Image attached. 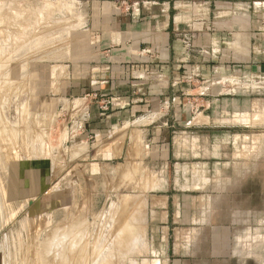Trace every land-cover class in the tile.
I'll list each match as a JSON object with an SVG mask.
<instances>
[{
    "label": "rangeland",
    "instance_id": "rangeland-1",
    "mask_svg": "<svg viewBox=\"0 0 264 264\" xmlns=\"http://www.w3.org/2000/svg\"><path fill=\"white\" fill-rule=\"evenodd\" d=\"M83 7L78 0H0V264H178V257L180 264H264V78L232 79L233 96H245L212 118L217 131L232 126L233 156L226 161L218 152L204 168L178 166L174 194L192 182V225L170 227L167 236L150 224L157 199L145 187L160 177L146 179L122 162L100 170L96 149L71 142L73 116L86 101L73 95L79 84L64 69L82 62L93 38L76 16ZM128 219L135 223L127 233L135 234L120 245ZM183 228L198 234L194 242L176 241ZM62 239L77 248H58Z\"/></svg>",
    "mask_w": 264,
    "mask_h": 264
},
{
    "label": "crops",
    "instance_id": "crops-1",
    "mask_svg": "<svg viewBox=\"0 0 264 264\" xmlns=\"http://www.w3.org/2000/svg\"><path fill=\"white\" fill-rule=\"evenodd\" d=\"M78 1L84 10L76 16L93 38L82 62L64 69L79 84L73 95L86 101L73 116L71 142L96 149L100 170L122 162L146 179L160 177L145 184L157 199L150 224L168 236L170 227L192 225V182L174 194L181 162L187 171L216 161L218 152L226 161L233 156L232 126L217 131L212 118L245 96H233L232 79L264 78V0ZM188 230L175 232L178 243L194 242L198 234Z\"/></svg>",
    "mask_w": 264,
    "mask_h": 264
},
{
    "label": "bare ground",
    "instance_id": "bare-ground-1",
    "mask_svg": "<svg viewBox=\"0 0 264 264\" xmlns=\"http://www.w3.org/2000/svg\"><path fill=\"white\" fill-rule=\"evenodd\" d=\"M0 182H1V181H0ZM1 184H2V183H1ZM0 204H1V203H0ZM1 206H2V205H1ZM128 221H130V220L128 219ZM128 221H127V222H128ZM134 221H135V220H134ZM131 222H132V220H131ZM128 223H129V222H128ZM134 223H135V222H133V225H134ZM140 224H141V223H140ZM127 225H128V224H127ZM127 225H126V223H124L123 225L120 226L121 229L118 227V229H120V230H119L120 232H118V234L120 233L119 236H120V237H121V236L123 237V238L121 237V239H120V237H119V239H118V236H116V237H117L116 241H117L120 245H123V244H122L123 241L128 242V239H127V238H128V237L130 238L131 235L133 234V233L130 234V236L128 235V233L130 232V229H131L132 227L129 228V226H131L130 223H129L128 226H127ZM128 231H129V232H128ZM134 231H135V229H134ZM127 232H128V233H127ZM131 232H133V228L131 229ZM131 232H130V233H131ZM134 234H135V233H134ZM134 234H133V235H134ZM124 235H127L128 237H126V236H124ZM124 237H125L127 240H126ZM132 237H133V236H132ZM55 239H56V238H55ZM122 239H123V240H122ZM58 241H59V240H58ZM71 241H73V240H71ZM54 242H55V241H54ZM56 242H57V241H56ZM55 244H57L56 246H58V248H61V246H59L60 244H62V245H66V244L68 245V244H70L71 246H69V245L67 246V245H66V247H70V250H71V249L74 250L73 248H75V249L77 248V247H76V246H77V243H75V242H74V243H73V242H70L69 240H68V242H67L65 239H62V241H59V242H57V243H55ZM126 244H127V243H126ZM48 246H49V245H48ZM78 246H79V245H78ZM64 247H65V246H64ZM72 247H73V248H72ZM124 247H127V246L124 245ZM68 249H69V248H68ZM78 249H79V248H78ZM126 249H128V247H127ZM60 251L62 252V250H60ZM61 252L59 253V250L56 249V253H55V252H54V253L56 254L57 257H59V256L61 257V256L63 255V253H61ZM77 252H78V251H77ZM68 253H69L68 251H67V252L65 251V253H64V255H65L64 259H65V260L68 258V256L70 257V254H71V253H69V254H68ZM72 253H73V252H72ZM71 256H72V254H71ZM103 257L106 259L105 256H103ZM103 257L101 256L99 259H101V258H103ZM70 258H71V257H70ZM73 259H74V258H73ZM77 259H78V258H77ZM57 260H59V259L57 258ZM67 260H68V259H67ZM67 260H66V261H67ZM70 260H71V259H70ZM102 260H104V259H102ZM75 261H76V260H75ZM80 261H81V260H80ZM98 261H99V260H98ZM59 262H60V261H59ZM67 262H68V261H67ZM67 262H66V263H67ZM81 262H82V261H81ZM96 262H97V261H96ZM104 262H105V261H104ZM104 262L100 261V263H102V264H103ZM105 263H106V262H105ZM60 264H61V263H60ZM71 264H72V263H71ZM108 264H110V262H109Z\"/></svg>",
    "mask_w": 264,
    "mask_h": 264
}]
</instances>
